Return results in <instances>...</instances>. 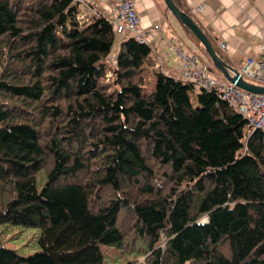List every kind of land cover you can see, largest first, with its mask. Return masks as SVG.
<instances>
[{
  "label": "trees",
  "instance_id": "obj_1",
  "mask_svg": "<svg viewBox=\"0 0 264 264\" xmlns=\"http://www.w3.org/2000/svg\"><path fill=\"white\" fill-rule=\"evenodd\" d=\"M0 224L38 229L40 249L0 246V264H103L100 246L264 264V130L71 0H0Z\"/></svg>",
  "mask_w": 264,
  "mask_h": 264
},
{
  "label": "crops",
  "instance_id": "obj_2",
  "mask_svg": "<svg viewBox=\"0 0 264 264\" xmlns=\"http://www.w3.org/2000/svg\"><path fill=\"white\" fill-rule=\"evenodd\" d=\"M179 11H186L192 21L204 34L216 56L228 67L239 72L246 59L258 60L264 46V0H171ZM115 0L105 3H89L100 15L113 20ZM201 7L200 12H193ZM78 9V8H77ZM85 14L86 7H82ZM139 30L158 26L157 34L147 38L155 67L163 75L180 80L176 59L168 53L167 41L176 40L186 53L207 66L210 76L226 82L216 70L199 42L186 32L165 8L162 0H134ZM124 34L129 35L125 30ZM219 44H223L221 49ZM245 80V79H244ZM196 90V89H195Z\"/></svg>",
  "mask_w": 264,
  "mask_h": 264
},
{
  "label": "built area",
  "instance_id": "obj_3",
  "mask_svg": "<svg viewBox=\"0 0 264 264\" xmlns=\"http://www.w3.org/2000/svg\"><path fill=\"white\" fill-rule=\"evenodd\" d=\"M107 0H71L77 8L86 7L82 17H92L95 10L87 7L89 3H105ZM201 7H196L193 12H200ZM114 15L110 24L115 33L126 31L139 43H146L147 38L157 34L158 26H153L145 30H139V20L134 9V0H115L112 10ZM221 49L223 44H219ZM167 50L178 63L180 80L183 83H190L196 90H212L220 100L226 102L233 110L246 122L251 131L264 130V94H251L240 90L234 85L220 82L210 76L206 65L201 63L194 56L185 52L174 39L167 41ZM240 76L251 84L264 87V46L261 47V55L258 60L246 59L240 67Z\"/></svg>",
  "mask_w": 264,
  "mask_h": 264
},
{
  "label": "rangeland",
  "instance_id": "obj_4",
  "mask_svg": "<svg viewBox=\"0 0 264 264\" xmlns=\"http://www.w3.org/2000/svg\"><path fill=\"white\" fill-rule=\"evenodd\" d=\"M79 14H82V9L78 7ZM117 48V43L112 46L110 55L106 59L108 66L113 65L114 53ZM109 77V76H108ZM249 83H253L248 81ZM154 77L151 74L146 75V83L143 88L145 92L152 89ZM196 88H194L195 90ZM44 182L43 173L39 172L36 177V190H40ZM205 221V217H201L200 222ZM39 230L35 228H26L9 224H0V246L14 251L18 256L27 257L40 251L37 240ZM100 252L103 258V264H126L133 256L123 254L120 249L100 246ZM133 254V253H132ZM135 255V254H133Z\"/></svg>",
  "mask_w": 264,
  "mask_h": 264
},
{
  "label": "water",
  "instance_id": "obj_5",
  "mask_svg": "<svg viewBox=\"0 0 264 264\" xmlns=\"http://www.w3.org/2000/svg\"><path fill=\"white\" fill-rule=\"evenodd\" d=\"M162 2L168 12L176 20V22L185 30H187L195 38L196 41L199 42L200 46L203 48L204 53L208 56L212 66L221 73L225 81L234 85L236 88L249 92L251 94H264V87L257 86L245 81L236 70L225 65L216 56L212 47L208 43V40L196 26V24L192 21V19H190L186 14L179 11L173 5L171 0H162Z\"/></svg>",
  "mask_w": 264,
  "mask_h": 264
}]
</instances>
